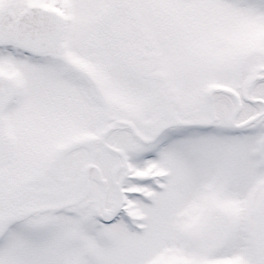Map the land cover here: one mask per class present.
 Returning a JSON list of instances; mask_svg holds the SVG:
<instances>
[{"label": "snow or ice", "instance_id": "1", "mask_svg": "<svg viewBox=\"0 0 264 264\" xmlns=\"http://www.w3.org/2000/svg\"><path fill=\"white\" fill-rule=\"evenodd\" d=\"M0 264H264V0H0Z\"/></svg>", "mask_w": 264, "mask_h": 264}]
</instances>
